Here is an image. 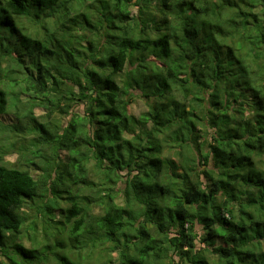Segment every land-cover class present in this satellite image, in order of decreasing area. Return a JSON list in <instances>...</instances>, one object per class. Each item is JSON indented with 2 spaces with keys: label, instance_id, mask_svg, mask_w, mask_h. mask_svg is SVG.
<instances>
[{
  "label": "trees",
  "instance_id": "1",
  "mask_svg": "<svg viewBox=\"0 0 264 264\" xmlns=\"http://www.w3.org/2000/svg\"><path fill=\"white\" fill-rule=\"evenodd\" d=\"M82 1L0 0L1 25L42 14L61 36L33 63L8 62L0 30V60L22 76L9 82L33 83L26 108L9 110L36 133L18 148L26 167L0 152V264H264V0H94L66 19ZM75 30L89 36L76 43ZM24 38L12 48L33 54ZM136 98L151 102L138 119L127 111ZM37 107L69 120L39 122ZM231 183L242 187L228 196ZM28 203L24 233L39 219L42 242L29 234L26 248L16 239Z\"/></svg>",
  "mask_w": 264,
  "mask_h": 264
},
{
  "label": "rangeland",
  "instance_id": "2",
  "mask_svg": "<svg viewBox=\"0 0 264 264\" xmlns=\"http://www.w3.org/2000/svg\"><path fill=\"white\" fill-rule=\"evenodd\" d=\"M94 0H83L82 3L80 5H78V7L76 8H72L70 11H68V13L66 14L65 18H71L73 16H77V14H80L81 12H83L84 9V5L87 4H92ZM27 8H30L33 6L29 5V3L26 4ZM134 7L130 8V11L133 12L134 11ZM29 15V13H28ZM28 15H23V16H16V23H19V20L21 18H26ZM2 15H1V11H0V19H1ZM64 18V19H65ZM65 19V20H66ZM95 19V18H94ZM92 19L91 22L94 23L95 20ZM49 20L44 18V15L40 14V16L38 18H34L32 16V18L30 20H26V19H22L20 20V24L22 26H24V28L19 27V25H17V30L15 29L14 25H1L0 24V30H2L1 28H3L6 32L9 33V37L8 39H12V43L14 44V42H16L17 40H21L23 38V36H25L26 38H24L27 44V49L31 50L30 53L33 54H23L21 53H16L15 50L12 48L13 44H11V46H9V50H8V56H7V60L8 62H12L14 60H18V58L20 57V55L22 56L18 62L19 63H24V61L26 62H31L33 63V60L35 59V61H37L38 55H41V50L42 48H49L51 46H54L56 41L59 42L60 41V37L61 36H49L48 35V31L54 28H56L59 23H57L56 25L53 24V26L48 23ZM75 42L76 43H80L85 41V39L87 38V36H89V33L87 32H78L77 30H75ZM36 33H38L37 35H35ZM56 35V34H54ZM68 41V39H67ZM8 42V40H7ZM62 42H65L64 39H62ZM64 46H66L64 44ZM23 48L22 51L25 52L26 49L24 48L25 46H22ZM40 47V48H39ZM38 48V49H37ZM13 49V50H12ZM11 50V51H10ZM37 50V51H36ZM35 52V53H34ZM65 54V53H64ZM34 56V59L33 57ZM62 56L64 57V55L62 54ZM2 59V58H0ZM5 60H0V87L2 89H4L7 92L6 95V100L8 103L7 106V110H9L10 108V104L18 102V104H20L21 106L23 105H27L26 103V97L25 95V86L28 85H32V81L29 78H26L24 80V83L22 82L21 84L13 85L12 83L9 82L8 79L12 80V77L16 78V82H19L18 78H22V76L20 74L17 73V66H15V70H10V69H6L9 64L12 63H5ZM16 62L18 65L19 63ZM31 72V75L29 77H33L35 78V71H33L32 69H28ZM25 73V72H24ZM7 76V79H3L2 76ZM11 85L13 86V88H11ZM25 85V86H23ZM14 93V94H13ZM151 102L148 104V102H146V100H142L139 98H136L134 101L131 102V104L127 107V111L128 113L135 119H138L140 114H143V112H145L147 110V106L150 105ZM23 110L26 108L25 106L22 107ZM82 109L83 106L82 105H78V107H75L74 112H78V113H82ZM13 110H9L7 114L0 116V123L3 125L4 129L2 128V130L0 131V152L3 154V163L4 165H7L9 167H26L24 166L25 163L23 162L21 156H20V152L18 151V148H20L21 146H24L26 149H30L29 144L30 141H32V139L36 138V133L31 132L30 131V123H29V119L28 118H20L22 116L19 115H15L14 112H12ZM50 112V109H45V108H41V107H37L36 109L33 110V114L34 117L39 121L44 123L45 117H48V115L50 116L49 119L52 123L57 124L58 126H65L67 121L69 120V117L66 115H59L56 112ZM21 115V113H20ZM245 116H249L248 112L245 111L244 112ZM17 117H19L21 120L17 119ZM49 121V122H50ZM13 126L19 128L18 130H13ZM137 127L135 126V131H137ZM48 131H51V128H48ZM212 132L211 129H208V133ZM201 136V135H200ZM126 138L130 139L132 137V134H126L125 135ZM34 150V148H32ZM31 149V151H32ZM165 151V156H168L172 159H176L173 152L172 151H167V150H163ZM65 152H60V157L62 158V160H65ZM31 159V156H30ZM177 160V159H176ZM39 160L37 158H34V164L38 163ZM31 169L33 167H30ZM246 167H244V172L247 173L246 171ZM255 170V168L253 169ZM32 174L34 176H38L39 172L36 171L34 173V171H31ZM239 173H242L243 171L238 169ZM243 172V173H244ZM245 173V174H246ZM54 178V177H53ZM239 182H241V184L243 183L242 180H240ZM242 185H240L238 187V184L231 183L230 187L228 188V196L232 193H236L237 189H241ZM219 201L223 200L224 197H218ZM118 199H116V202H119ZM59 205L61 207H64V203L63 202H59ZM28 207H25L21 210V215L24 218V227L22 232L18 235V238L16 239L17 242H20L23 244L24 247L28 248L30 246V241L28 240V235L30 234L32 239H35L36 241H41L42 242V234L40 237V220L36 219V226H37V232L34 234L30 231L29 234H25L24 231L26 230V227H28L34 220H33V215L35 214V209L33 208L34 205H29V203L26 205ZM230 207V215L232 216V222H237L239 219V208L236 205H232L231 203L229 204ZM58 210L54 211L55 216H57ZM195 230L197 231V246L199 247H203V243H202V237H203V231L200 227V225L196 224ZM223 241H221L220 239H216V241L214 242V246L213 247H217V246H223L224 244H222ZM53 243V242H52ZM211 249V247H210ZM209 250V249H208ZM210 251V250H209ZM169 251H167L165 253L166 258L162 257L166 262H168L167 257L169 256ZM164 256V254H163ZM209 258L213 259L214 257L209 256ZM167 259V260H166ZM172 259L173 264L177 263V258L175 256L172 255ZM116 260V256L115 254H112V258H111V262L113 261V263Z\"/></svg>",
  "mask_w": 264,
  "mask_h": 264
}]
</instances>
